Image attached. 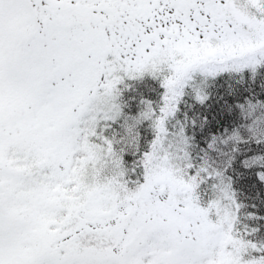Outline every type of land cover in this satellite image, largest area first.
<instances>
[{
    "label": "snow or ice",
    "instance_id": "obj_1",
    "mask_svg": "<svg viewBox=\"0 0 264 264\" xmlns=\"http://www.w3.org/2000/svg\"><path fill=\"white\" fill-rule=\"evenodd\" d=\"M0 264H264V0H0Z\"/></svg>",
    "mask_w": 264,
    "mask_h": 264
}]
</instances>
